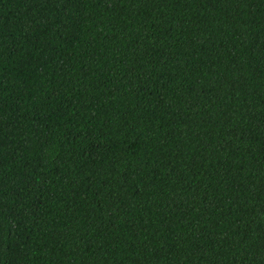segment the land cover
<instances>
[{
	"label": "trees",
	"instance_id": "16d2710c",
	"mask_svg": "<svg viewBox=\"0 0 264 264\" xmlns=\"http://www.w3.org/2000/svg\"><path fill=\"white\" fill-rule=\"evenodd\" d=\"M0 264H264V0H0Z\"/></svg>",
	"mask_w": 264,
	"mask_h": 264
}]
</instances>
